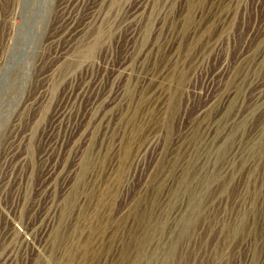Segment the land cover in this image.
I'll return each mask as SVG.
<instances>
[{"label": "rangeland", "instance_id": "rangeland-1", "mask_svg": "<svg viewBox=\"0 0 264 264\" xmlns=\"http://www.w3.org/2000/svg\"><path fill=\"white\" fill-rule=\"evenodd\" d=\"M65 1L0 0V264H264V0Z\"/></svg>", "mask_w": 264, "mask_h": 264}, {"label": "bare ground", "instance_id": "bare-ground-1", "mask_svg": "<svg viewBox=\"0 0 264 264\" xmlns=\"http://www.w3.org/2000/svg\"><path fill=\"white\" fill-rule=\"evenodd\" d=\"M68 1L69 0H66L65 2H67L68 3ZM219 2L217 3V7L219 8V10L217 9V10H215V13H213L212 14V17H214V16H216L218 13L217 12H220V10H223L224 9V6H225V3H224V1L222 2V0H218ZM232 1L233 0H227L226 1V3L227 4H231L232 3ZM103 2V1H102ZM222 3V4H221ZM78 4V3H77ZM99 4V3H98ZM226 4V5H227ZM96 5V4H95ZM67 6V4H65L64 3V5L62 6V8H65ZM75 7V6H74ZM216 7V6H215ZM231 7V6H230ZM216 9V8H215ZM226 10H228V9H226ZM64 11V10H63ZM92 12L93 11H90L89 12V14H88V18L92 15ZM88 13V12H87ZM211 13V12H210ZM221 13V12H220ZM71 14V13H70ZM95 15V14H94ZM136 17L137 16V13H136V11H134V12H132L131 13V17ZM209 16V15H208ZM227 16L228 17H230V15H229V12H226L225 14H223L222 15V17H223V21L221 22V21H218L217 23H218V25H223V24H225L224 23V21H227ZM134 17V18H135ZM231 18V17H230ZM201 19V14H200V16H199V20ZM220 20H222L221 18H220ZM229 21V20H228ZM72 22H73V17L71 18H66V26H67V28H68V31H66V34L64 35V38H73V37H76L78 34H80V32L82 31V29L81 28H79V26H74L73 24H72ZM201 22V21H200ZM212 22V21H211ZM229 22H231V21H229ZM198 26H201L200 24L198 25ZM261 26V25H260ZM201 27H203V26H201ZM222 27V26H221ZM259 27H257V29L255 30V32H253L252 34H251V36L249 37V44L246 46V48L239 54V57L237 58V64L239 63H242V62H246V60L249 58V57H251V55H253V50H252V52H251V46L249 47V45H250V43H251V41H256V43H255V46H254V48L258 45V48L260 47V45L263 43V41H264V34L263 33H260V28L258 29ZM263 32V31H262ZM65 33V32H64ZM63 33V34H64ZM61 34V33H60ZM133 34V31L132 32H130L129 33V35L131 36ZM258 35V36H257ZM256 36L257 37H260V38H256ZM130 38V37H129ZM57 46V45H56ZM127 48H129V47H127ZM253 48V49H254ZM128 50V49H127ZM131 52V51H130ZM251 52V53H250ZM259 52H255L254 53V55H253V60H254V58H255V55H257ZM262 54V53H261ZM62 57V55L60 54V56H59V58H61ZM259 58V57H258ZM259 61V60H258ZM248 65V64H247ZM258 65V64H257ZM226 65H222V66H220V67H218V69H217V71H216V73L215 74H217V73H221L222 71H224L225 69H226ZM250 67V66H249ZM235 68V67H234ZM245 68V67H244ZM243 68V69H244ZM242 69V70H243ZM249 69V68H248ZM241 70V71H242ZM241 71H239V72H241ZM237 72V71H236ZM235 73V72H234ZM257 79V78H256ZM235 83V82H234ZM256 83V82H255ZM218 85V84H217ZM254 85V84H253ZM212 88V87H211ZM80 91H82V90H80ZM86 91V90H85ZM211 92V91H210ZM79 93V92H78ZM108 93V92H107ZM81 94H83V93H81ZM80 94V95H81ZM109 96H110V94H109ZM109 96H107V97H109ZM116 96V95H115ZM114 98V97H113ZM225 99V98H224ZM113 100V99H112ZM227 100V99H226ZM114 101V100H113ZM111 102V101H110ZM110 102L108 103V104H110ZM64 111L62 112H60L59 111V113L57 114L58 115V118H60V119H62V117H64Z\"/></svg>", "mask_w": 264, "mask_h": 264}]
</instances>
